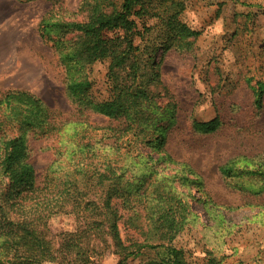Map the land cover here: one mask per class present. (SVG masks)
<instances>
[{
    "label": "trees",
    "instance_id": "obj_1",
    "mask_svg": "<svg viewBox=\"0 0 264 264\" xmlns=\"http://www.w3.org/2000/svg\"><path fill=\"white\" fill-rule=\"evenodd\" d=\"M185 8L184 0H84L77 10L80 20L65 11L42 17L39 32L52 42L64 67L66 94L79 117L61 120L28 90L0 96V264H90L84 240L92 235L109 237L117 264H132L149 252L155 254L151 264H191L174 243L188 224L187 201L155 168L178 162L165 149L177 106L163 86L158 50L192 46L199 33L180 19ZM158 25V37L164 38L156 46L151 37ZM100 60L109 63L110 95L104 100L91 95L84 72ZM262 98L260 85L257 108ZM87 114L110 122L97 126ZM219 124L216 118L193 127L209 133ZM29 137L58 139L42 181L30 161ZM134 153V158L150 159L139 175L136 163H127ZM242 161L250 159H230L219 170L227 176H256L264 184V170H236ZM62 212L86 221L80 233L57 246L46 223ZM121 226L129 230L126 236Z\"/></svg>",
    "mask_w": 264,
    "mask_h": 264
},
{
    "label": "rangeland",
    "instance_id": "obj_2",
    "mask_svg": "<svg viewBox=\"0 0 264 264\" xmlns=\"http://www.w3.org/2000/svg\"><path fill=\"white\" fill-rule=\"evenodd\" d=\"M83 1L0 0V96L9 90H28L61 120L79 117L66 94L64 67L38 27L48 13L65 11L68 18L82 19L77 10ZM184 2L180 19L198 36L191 39L188 50L165 46L158 50L163 86L177 106L165 149L178 162L155 168L159 176L174 182L188 206V224L174 243L191 264H264V184L256 176H227L219 170L241 156L250 161L240 162L236 170H264V0ZM161 30L159 25L153 29L156 46L164 38L158 37ZM108 65L100 60L84 71L97 100L110 95ZM260 85L263 101L257 108ZM84 117L97 126L110 122L96 114ZM216 118L220 122L216 130H194V122ZM57 142V138L29 137L30 161L40 181L54 160ZM136 154L127 163L135 162L134 174L139 175L150 159L134 158ZM152 155L156 162L157 155ZM85 221L73 213L53 214L46 223L47 234L60 246L63 239L80 233ZM121 229L126 236L129 230ZM106 240V235L84 240L90 264L118 263L119 256ZM154 256L149 252L132 264H151Z\"/></svg>",
    "mask_w": 264,
    "mask_h": 264
}]
</instances>
